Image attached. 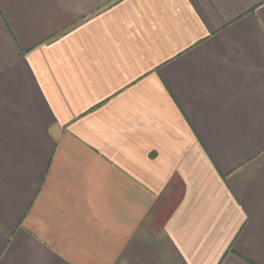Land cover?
<instances>
[{
	"label": "crops",
	"instance_id": "crops-1",
	"mask_svg": "<svg viewBox=\"0 0 264 264\" xmlns=\"http://www.w3.org/2000/svg\"><path fill=\"white\" fill-rule=\"evenodd\" d=\"M0 264H264V0H0Z\"/></svg>",
	"mask_w": 264,
	"mask_h": 264
}]
</instances>
